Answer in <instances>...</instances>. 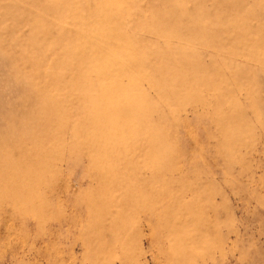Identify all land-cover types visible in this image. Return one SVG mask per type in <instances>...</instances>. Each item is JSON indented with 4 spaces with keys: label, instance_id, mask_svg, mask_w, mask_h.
I'll return each instance as SVG.
<instances>
[{
    "label": "rangeland",
    "instance_id": "374dc122",
    "mask_svg": "<svg viewBox=\"0 0 264 264\" xmlns=\"http://www.w3.org/2000/svg\"><path fill=\"white\" fill-rule=\"evenodd\" d=\"M0 264H264V0H0Z\"/></svg>",
    "mask_w": 264,
    "mask_h": 264
}]
</instances>
